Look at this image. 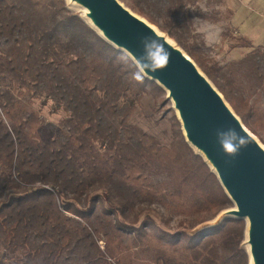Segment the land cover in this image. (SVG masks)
Instances as JSON below:
<instances>
[{"label":"trees","instance_id":"obj_1","mask_svg":"<svg viewBox=\"0 0 264 264\" xmlns=\"http://www.w3.org/2000/svg\"><path fill=\"white\" fill-rule=\"evenodd\" d=\"M193 1L131 3L196 63L258 137L264 48L225 67L208 65L176 31L190 21L185 5ZM133 66L81 17L69 15L66 0H0V247L14 264L146 263L129 256L123 240L129 232L136 257L150 263L248 264L245 221L202 227L233 204L185 142L176 117L168 146L129 123L146 85L163 92L148 79L133 80ZM40 93L67 115L69 132L59 139L44 136L38 114L21 101ZM96 143L103 152L94 150ZM98 200L107 207L98 211ZM154 208L179 215L177 227L159 226L149 215ZM63 212L84 221L83 233L63 223L69 219ZM98 225L103 249L90 233Z\"/></svg>","mask_w":264,"mask_h":264},{"label":"water","instance_id":"obj_2","mask_svg":"<svg viewBox=\"0 0 264 264\" xmlns=\"http://www.w3.org/2000/svg\"><path fill=\"white\" fill-rule=\"evenodd\" d=\"M68 4L83 10L81 18L86 24L136 67L139 65L132 54L139 57L140 41L145 36L157 39L170 53L168 66L149 73L146 79L166 92L185 142L216 175L233 204L202 227L216 226L228 218L245 221L242 245L248 264H264V147L196 63L154 25L118 0H68ZM229 130L248 142L235 157L223 155L218 142V134Z\"/></svg>","mask_w":264,"mask_h":264},{"label":"rangeland","instance_id":"obj_3","mask_svg":"<svg viewBox=\"0 0 264 264\" xmlns=\"http://www.w3.org/2000/svg\"><path fill=\"white\" fill-rule=\"evenodd\" d=\"M118 1L137 14L131 0ZM66 4L69 15L81 17L80 8L68 4V0H66ZM185 9L190 14V21L187 22L186 28H176V31L182 34V40L186 44L200 49L208 65L217 63L225 67L254 48H264V0H194L186 4ZM165 36L178 46L167 34ZM21 101L38 114L44 136L59 139L69 132L64 124V120L67 118L66 113L61 109L54 110V101L44 100V94L21 98ZM258 101L261 108L264 109V95L259 97ZM173 116L175 113L172 103L166 99V92L146 85L129 123L155 137L160 145L168 146L171 141L170 126ZM0 118H2L1 110ZM3 121L6 123L4 119ZM253 136L264 147L262 144L264 131L258 137ZM94 150L97 153L103 152V148L99 147L97 143L94 145ZM100 206L107 207V204L98 200L96 206L98 211ZM63 215L69 218H61L65 225L70 226L74 232L81 231L83 233L84 221L70 213L63 212ZM149 215L153 216L156 222H160L159 226L167 230L176 228L180 219V216L173 211L162 208L152 209ZM90 233L94 240L98 239L97 242L103 249L106 241L103 229L98 225L95 227V232L91 231ZM134 236L135 234L129 232L125 233L123 237L129 250V256L133 257L135 261L146 262L143 264H154L136 257L138 250ZM0 258L3 259L2 264H14L13 255L10 256L2 247H0ZM70 262V260L67 261V263Z\"/></svg>","mask_w":264,"mask_h":264},{"label":"clouds","instance_id":"obj_4","mask_svg":"<svg viewBox=\"0 0 264 264\" xmlns=\"http://www.w3.org/2000/svg\"><path fill=\"white\" fill-rule=\"evenodd\" d=\"M155 37V36H154ZM156 38V37H155ZM132 56L137 61L139 67L133 66L131 72L132 79L143 83L149 77V73L164 70L169 63L170 53L166 51L163 44L151 36H145L140 41V55ZM120 60L124 63V58L120 56ZM218 142L222 150V154L228 157H235L239 150L247 146V141L238 137L235 130H229L227 133L218 134Z\"/></svg>","mask_w":264,"mask_h":264},{"label":"bare ground","instance_id":"obj_5","mask_svg":"<svg viewBox=\"0 0 264 264\" xmlns=\"http://www.w3.org/2000/svg\"><path fill=\"white\" fill-rule=\"evenodd\" d=\"M82 11H83V10H81V14H82Z\"/></svg>","mask_w":264,"mask_h":264}]
</instances>
